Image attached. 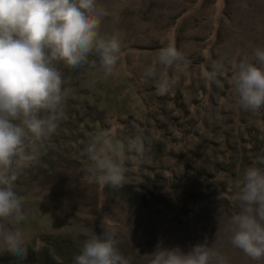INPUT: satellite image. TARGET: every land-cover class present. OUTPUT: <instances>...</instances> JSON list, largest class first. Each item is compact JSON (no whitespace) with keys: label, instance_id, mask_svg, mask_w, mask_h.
<instances>
[{"label":"rangeland","instance_id":"1","mask_svg":"<svg viewBox=\"0 0 264 264\" xmlns=\"http://www.w3.org/2000/svg\"><path fill=\"white\" fill-rule=\"evenodd\" d=\"M99 2L109 11L102 22V33L118 32L124 46L118 74L105 77L102 69L96 72V77L88 74L90 77L87 76L83 89L93 90L91 83L100 85L107 95L106 106L113 125L120 122L119 130L127 129L130 124L134 128L140 127L146 139L162 142L172 159L165 166L150 169H142L145 161L141 164L138 158L125 161L127 184L139 187L143 193L151 190L160 194L155 188L165 186L161 179L170 178L171 171L177 173L179 183H184L195 178V174L188 172V165L197 168L205 164L219 149L229 157L228 150L222 145L227 135L235 138L234 143L237 133L245 126L250 129L257 124L264 128V123L261 124L264 108L261 109L263 113L243 110L231 86L235 64L244 57L251 59L254 48L264 46V0ZM168 43L182 49L191 66L183 72L175 66H156L158 75L163 74L169 80L174 78L177 81L168 93L160 95L156 84L145 80L143 74L148 67L154 66L160 49ZM220 59L225 65L218 77L220 86L206 84L204 73L211 70L213 61ZM156 96L160 99L156 100ZM183 97L188 103L178 104L175 101L179 99L182 103ZM115 104L118 109L113 108ZM116 130L113 126L111 132L115 135ZM211 143L216 145L212 151L209 150ZM195 151L198 152L195 154L201 155L200 158L192 155ZM152 166L156 165L152 163ZM71 173L64 170L53 175L44 187L35 191L34 196L38 198L30 197L23 202L28 212L24 222L13 218L0 222L10 229H22L30 246L37 237L50 233L76 231L90 234L89 229L84 227L85 223L66 218L64 212L71 210L77 215L91 216L93 219L85 222L101 229L105 219L106 225H114L118 229L117 238L123 243H134L136 238L143 241L142 231L140 229L139 232L136 226L141 224L142 217L148 212L135 208L138 206L133 203L127 204L114 193L107 192L105 187L97 183L89 184L87 179ZM187 175L190 177L187 178ZM241 186V182L235 179L217 175L204 179L199 190L205 189L207 199H212L240 191ZM152 214L149 213L148 218ZM177 222V219L170 221L168 217L156 220L155 224H161L158 229L164 235L154 238L147 235L145 240L151 242L140 245L143 252H146L144 248L156 251L158 246H167L168 249L180 248L187 253L196 244L207 243L227 258L226 264H264V260H251L239 249H232L231 220L225 216L210 215L189 226H181ZM4 247L0 242V252L4 251ZM148 257L136 258V264H146L147 259L151 261L153 258L152 255Z\"/></svg>","mask_w":264,"mask_h":264},{"label":"clouds","instance_id":"2","mask_svg":"<svg viewBox=\"0 0 264 264\" xmlns=\"http://www.w3.org/2000/svg\"><path fill=\"white\" fill-rule=\"evenodd\" d=\"M108 9L99 0H0V221L13 218L24 222L28 212L16 189L19 166L32 164L40 153L30 144L50 138L65 114L70 90L65 68L79 69L97 59L105 77L119 72L123 39L117 32L102 33ZM95 57L97 59H91ZM156 66L186 71L191 61L174 43L162 47L154 66L143 76L152 80L160 95L177 81L157 73ZM223 60L212 62L204 73L206 84L220 86ZM231 86L238 105L246 111L264 108V46H257L252 58H241L231 74ZM150 149L115 139L108 129L97 132L83 149L90 162L87 182L120 188L126 183L125 160L134 155L146 161ZM242 190L234 194L240 212L230 223L231 244L254 261L264 260V155L242 175ZM102 235L84 240L73 264H131L119 248L118 229L101 223ZM4 250L23 258L27 240L20 228L0 222ZM150 264H224L223 257L207 243L196 244L185 253L180 248L157 247Z\"/></svg>","mask_w":264,"mask_h":264},{"label":"trees","instance_id":"3","mask_svg":"<svg viewBox=\"0 0 264 264\" xmlns=\"http://www.w3.org/2000/svg\"><path fill=\"white\" fill-rule=\"evenodd\" d=\"M91 59L97 58L91 57ZM99 71H101V67L98 59L95 65L89 63L79 69H64L68 81L67 87L70 90L64 117L60 121L57 131L50 138L30 144L32 151L40 153L39 159L30 165L21 164L19 166V178L16 182V189L23 197V202L31 199L30 197L38 198L39 196H34L35 191L44 187L47 180L58 172L70 170L71 174L87 179L85 169L90 162L83 149L89 139L97 132L104 129L111 131L113 126L117 128L115 139L123 140L125 143L129 141L135 143L139 139L150 149L146 154L145 164L141 165L142 169L165 166L168 161H172L164 144L155 139H146L140 127L134 128L135 126L130 124L127 129L119 130L118 125L120 122L113 125V118L110 116L106 106L107 95L100 85L91 83L93 90L83 89L88 77H90L88 74L96 77L98 76L96 72ZM92 73H96V75ZM152 82L155 83L154 81ZM155 99L158 100L160 98L156 96ZM183 100L180 103L179 99H175L178 104L188 103L184 97ZM178 107L180 108V106ZM113 108L118 109V105L115 104ZM260 112L263 113L261 110ZM249 113L252 112L249 111ZM262 123H264L263 120H261ZM263 130V126H258L257 124H253L250 129L245 126L244 129L237 133V137L234 136L236 137L234 143L232 141L235 138L227 135L222 145L228 150L229 157L224 154V150L219 149L218 152L212 153L213 158L206 160L205 164L197 168L188 165V172L195 174V178L192 177V180L188 179L184 183H179V176L174 170L171 171V174H169L170 178L163 177L161 179V181L165 182V186H162V188H157L158 186H156L155 188V190L161 192L160 194H155L149 189L148 192L143 193L139 187L127 183L120 188H113L110 185L105 186L107 192L114 193L127 204L133 203L138 206L135 208L144 210L148 214L153 213L150 218L145 213V218L142 217V220H144H141V224L138 226L135 224L138 231L140 232V229L142 231L143 241L136 238L134 243H123L120 240V251L131 259V264H136V258L143 256H149L148 258H150L151 254L155 252L147 248H144L146 252H143L140 245L151 242L145 240L147 235L151 238L164 235L158 229L161 224H155L156 220L168 217L170 221L177 219V224L181 226H189L191 223L196 224L197 221L200 223L207 216L210 217V215L214 214L225 216L228 220H232L235 215L239 214L240 204L233 198L238 191L233 194H224L221 197L215 196L212 199H207L206 190L201 191L199 189L204 179L215 178L217 175H225L242 184L241 178L244 170L253 166L258 156L264 155ZM214 147L216 145L211 143L209 150L212 151ZM195 153L198 152H192V155L201 157L200 154ZM131 158L137 157L128 155L125 161ZM191 158L193 159L192 156ZM163 161H165L164 165L162 164ZM188 162H191L190 158ZM142 163L144 161H141ZM152 163L156 166H152ZM186 177L188 178L190 175ZM64 213L69 221L75 220L77 223H85L84 227L89 229L90 234L86 235L81 232L71 231L39 236L33 245L27 246V253L23 258L5 250L0 252V264H73V257L79 253L84 240L94 234L102 235L103 229L85 222L88 219H93L91 216L77 215L71 210H67ZM161 248L168 249L167 246ZM240 252L243 253L242 251ZM220 256L223 257L222 255ZM225 258L224 256V264L227 263V258ZM146 264H150V259L146 260Z\"/></svg>","mask_w":264,"mask_h":264}]
</instances>
